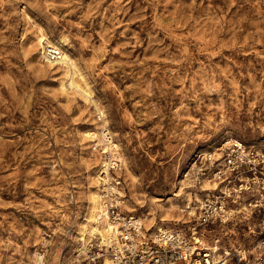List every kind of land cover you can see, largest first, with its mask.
I'll list each match as a JSON object with an SVG mask.
<instances>
[{
    "label": "rangeland",
    "instance_id": "1",
    "mask_svg": "<svg viewBox=\"0 0 264 264\" xmlns=\"http://www.w3.org/2000/svg\"><path fill=\"white\" fill-rule=\"evenodd\" d=\"M102 128L122 214L181 227L193 160L229 138L264 150V0H0V264H78L72 236L111 150L84 133ZM241 229L210 233L250 259Z\"/></svg>",
    "mask_w": 264,
    "mask_h": 264
},
{
    "label": "built area",
    "instance_id": "2",
    "mask_svg": "<svg viewBox=\"0 0 264 264\" xmlns=\"http://www.w3.org/2000/svg\"><path fill=\"white\" fill-rule=\"evenodd\" d=\"M42 51L51 61H57L61 55L55 46L46 45ZM217 148L218 152L200 154L182 172L193 188L189 191L190 199L181 208L185 216L182 226L156 230L146 228L138 216L122 214L124 191L120 175L116 174L121 168L119 151L114 146L109 152L101 151L105 154L101 164H107L108 173L104 178L98 175L100 206L96 223L106 218L110 229L104 236L96 230L84 234L72 261L78 264H264V150L236 138L227 139ZM230 223L241 225L242 235L256 237L250 259L247 248H233L222 243L216 233L211 236L216 226Z\"/></svg>",
    "mask_w": 264,
    "mask_h": 264
},
{
    "label": "bare ground",
    "instance_id": "3",
    "mask_svg": "<svg viewBox=\"0 0 264 264\" xmlns=\"http://www.w3.org/2000/svg\"><path fill=\"white\" fill-rule=\"evenodd\" d=\"M35 42L39 43L40 55H41L42 59H44L45 61H48V62L50 61V64H52V65L60 64V66H62V67H67L66 68L67 72H68L69 68L73 67L72 61H71L68 53L66 52V49L63 47L64 44H62L61 41H58L57 43L50 42V40H48L43 34H40L39 36H37V41H35ZM46 45L47 46H55L61 50L60 58L57 61H51V60H48L45 58L42 49H44V47ZM67 79L69 80V82H68L69 86H74V88L76 87V89H78L79 86H78V84L75 83V81L73 80L74 78L72 77V75L70 73L67 75ZM84 134L86 136H88L91 141H94L95 145H97L99 142L102 143V139H101V137H102L104 139V142H105L107 148L111 149L109 142L111 143L112 140L109 141L110 136L107 134V131L104 128H102V130H100L99 132L85 131ZM105 152H107V150ZM102 173H104L103 177L101 176ZM107 173H108L107 164H105V163L101 164L97 174L98 175L100 174V178H104V175H106ZM208 187H211L209 183H208ZM189 199H190V196H189ZM99 206H100V195H99L97 189H94L91 191V194L89 195V206L87 208L85 215L80 219V222L77 225L76 232L72 236V240H71L72 242H78L79 240L84 239L83 235L85 232H92V231L96 230L98 234H100L101 236H104L106 234V232L109 231L110 227H108V226L110 225V223L108 222V220L106 218H104L100 221L98 220L99 223H96V221H97L96 220V212L99 209ZM130 210H133V208H130ZM142 219H144L143 221L145 222L146 228L152 229V227L155 226V222L151 221L150 217L144 216ZM165 219L166 218H162V221ZM103 221H105V224ZM163 224L164 223H162V222L157 224L155 226V229H153V230H156L157 228L158 229L166 228V227H164ZM167 227H169V225H167ZM39 257H40V255H39Z\"/></svg>",
    "mask_w": 264,
    "mask_h": 264
}]
</instances>
